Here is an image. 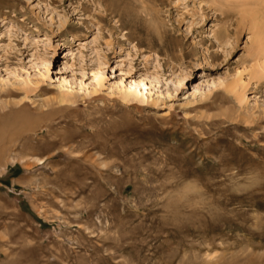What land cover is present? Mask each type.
I'll list each match as a JSON object with an SVG mask.
<instances>
[{
  "label": "rangeland",
  "instance_id": "374dc122",
  "mask_svg": "<svg viewBox=\"0 0 264 264\" xmlns=\"http://www.w3.org/2000/svg\"><path fill=\"white\" fill-rule=\"evenodd\" d=\"M259 1L0 0V264H264Z\"/></svg>",
  "mask_w": 264,
  "mask_h": 264
},
{
  "label": "clouds",
  "instance_id": "9594fccd",
  "mask_svg": "<svg viewBox=\"0 0 264 264\" xmlns=\"http://www.w3.org/2000/svg\"><path fill=\"white\" fill-rule=\"evenodd\" d=\"M203 192L198 180L185 181L181 188V194L169 199L164 205L163 218L179 224L188 218L190 212L207 209L208 202Z\"/></svg>",
  "mask_w": 264,
  "mask_h": 264
},
{
  "label": "bare ground",
  "instance_id": "6f19581e",
  "mask_svg": "<svg viewBox=\"0 0 264 264\" xmlns=\"http://www.w3.org/2000/svg\"><path fill=\"white\" fill-rule=\"evenodd\" d=\"M261 1V0H260ZM259 1V2H260ZM263 1V0H262ZM251 13H253V12H251ZM251 15H253V14H251ZM257 15V14H256ZM246 16V15H245ZM252 17V16H251ZM263 18V17H262ZM254 19V18H253ZM258 20V19H257ZM264 20V19H263ZM259 46V48H258V50H259V55H260V57H262V58H264V45L262 46L261 44H259L258 45ZM259 57V58H260ZM262 58H260V59H262ZM46 61V60H45ZM260 67L261 68H263L264 67V63L263 64H261L260 65ZM99 74H101L100 73V71H96V72H94L93 73V79L94 80H96V81H98V78H99ZM156 80V82L157 83H159V80L157 79V78H155ZM64 83V82H63ZM150 90L151 89H149V82H148V79L147 78H144V79H141L140 81H138V82H131L130 83V85H129V88L127 89V90H125L123 93H122V96H123V98H124V100H126V101H142V100H144L143 98H144V95L145 94H149L150 93ZM60 95H61V100L63 101V102H67L68 100H67V96L69 95L67 92H61L60 93ZM147 96V95H146ZM146 98V97H145ZM218 257L215 255V256H213V257H211V258H209V259H213V261H214V259H217ZM216 261V260H215ZM218 261V260H217ZM256 262H254V261H247V262H244L243 264H255Z\"/></svg>",
  "mask_w": 264,
  "mask_h": 264
}]
</instances>
